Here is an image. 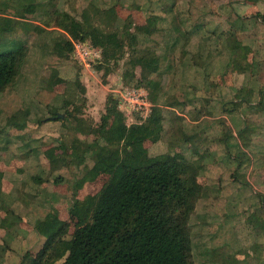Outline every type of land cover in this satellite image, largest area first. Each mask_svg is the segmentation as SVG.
<instances>
[{
	"label": "rangeland",
	"instance_id": "obj_1",
	"mask_svg": "<svg viewBox=\"0 0 264 264\" xmlns=\"http://www.w3.org/2000/svg\"><path fill=\"white\" fill-rule=\"evenodd\" d=\"M16 1L0 0V15L18 16L10 5ZM35 2L38 11L20 18L12 35L27 48L25 65L14 85L0 90V264H34L45 243L35 225L49 213L67 224L68 236L79 229L71 214L75 201L98 195L110 179L101 174L78 189L95 164L86 147L96 154L105 143L100 126L111 95L129 125L147 120L153 90L138 85L141 69L132 72L127 63L152 50L161 59L152 78L166 118L161 140L145 147L153 156L183 155L200 170L194 263L264 264V0ZM56 12L132 34L152 17L157 33H136L106 75L98 69L102 55L85 64L75 51L56 54L57 41L67 36ZM26 111V130L5 126ZM55 114L65 117L45 121Z\"/></svg>",
	"mask_w": 264,
	"mask_h": 264
},
{
	"label": "trees",
	"instance_id": "obj_2",
	"mask_svg": "<svg viewBox=\"0 0 264 264\" xmlns=\"http://www.w3.org/2000/svg\"><path fill=\"white\" fill-rule=\"evenodd\" d=\"M10 5L18 16L0 15L2 91L18 80L28 54L22 41L12 40L18 26L23 25L19 19L38 11L35 0H20ZM156 24L149 17L148 24L135 27L136 33L151 38L157 33ZM56 25L67 35L57 41L56 54L65 58L75 51L74 41L89 43L101 50L103 59L98 69H105L106 75L113 72L110 63L123 58L126 42L133 46L137 40L136 33L129 29L123 33L106 32L68 12H56ZM160 66V56L153 50L136 52L127 63V69L132 72L141 69L138 85L151 87L148 90H153L151 101L155 105L147 120L129 125L119 101L109 96L100 126V138L105 145L96 154L86 147L85 154L91 153L95 164L77 187L81 189L84 183L95 181L101 174L109 175V182L98 195L75 201L71 214L79 221V229L72 237L56 212L36 223L35 230L45 238V243L34 264L61 261L62 264H195L191 221L204 191L198 182L200 170L187 163L183 155L153 156L145 147L147 140L156 143L161 140L165 129L166 117L159 105V95L154 92L159 84L152 78L159 73ZM57 77L53 75L52 81ZM57 115L45 121L62 120ZM28 121L29 112H18L6 120L5 126L24 131ZM83 159L84 155L79 164Z\"/></svg>",
	"mask_w": 264,
	"mask_h": 264
},
{
	"label": "built area",
	"instance_id": "obj_3",
	"mask_svg": "<svg viewBox=\"0 0 264 264\" xmlns=\"http://www.w3.org/2000/svg\"><path fill=\"white\" fill-rule=\"evenodd\" d=\"M74 46L75 56L85 64H89L90 61L96 62L101 59V50L99 48L92 47L89 43L77 41L74 42Z\"/></svg>",
	"mask_w": 264,
	"mask_h": 264
},
{
	"label": "water",
	"instance_id": "obj_4",
	"mask_svg": "<svg viewBox=\"0 0 264 264\" xmlns=\"http://www.w3.org/2000/svg\"><path fill=\"white\" fill-rule=\"evenodd\" d=\"M57 117L64 119L65 115L59 114V115H57Z\"/></svg>",
	"mask_w": 264,
	"mask_h": 264
}]
</instances>
